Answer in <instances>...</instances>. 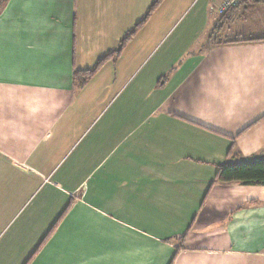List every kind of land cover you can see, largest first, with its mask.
Segmentation results:
<instances>
[{
	"label": "crops",
	"instance_id": "1",
	"mask_svg": "<svg viewBox=\"0 0 264 264\" xmlns=\"http://www.w3.org/2000/svg\"><path fill=\"white\" fill-rule=\"evenodd\" d=\"M154 1L0 12V264H264V184L216 180L264 160V35L223 37L245 6L163 0L75 83Z\"/></svg>",
	"mask_w": 264,
	"mask_h": 264
},
{
	"label": "trees",
	"instance_id": "2",
	"mask_svg": "<svg viewBox=\"0 0 264 264\" xmlns=\"http://www.w3.org/2000/svg\"><path fill=\"white\" fill-rule=\"evenodd\" d=\"M8 0H0V12L4 8L6 2ZM163 0H155L153 4L150 6L149 11L147 15L140 21L135 28L127 34L121 41L120 46L113 51L112 53L108 54L107 56L103 57L100 59L94 67L86 70H76L74 73V80L76 85L79 87H83L89 79H91L95 73L98 71V69L101 67L102 63L109 58V56H118L129 38L136 32V30L140 27V25L145 22V20L148 18V16L151 14V12L162 2ZM263 3L264 0H241V2L236 5V8L241 5L245 6L246 9L252 10L256 8L259 4ZM230 8V9H232ZM217 28V27H216ZM212 30L210 38H213L217 33H215ZM215 39V38H214ZM257 39H262L264 40V37L262 38H257ZM234 41H238L237 39ZM216 180L220 182H243V183H254V184H264V160H253L250 162H242V163H236V164H222L218 167V171L216 174ZM65 211L63 212L62 215H64ZM190 228L186 230L183 234L178 236V239L180 240V244L178 247H182L183 243L185 241V238L188 234Z\"/></svg>",
	"mask_w": 264,
	"mask_h": 264
},
{
	"label": "rangeland",
	"instance_id": "3",
	"mask_svg": "<svg viewBox=\"0 0 264 264\" xmlns=\"http://www.w3.org/2000/svg\"><path fill=\"white\" fill-rule=\"evenodd\" d=\"M191 1V0H190ZM190 4L189 0H167L163 6L164 12L171 10L179 14L184 11ZM237 14V17L232 18ZM173 15H171V18ZM234 21V29L223 34L225 38H249L264 35V4H259L258 8L252 10H244L241 8L237 12L231 14ZM210 43H213L209 41ZM209 44V43H207Z\"/></svg>",
	"mask_w": 264,
	"mask_h": 264
},
{
	"label": "built area",
	"instance_id": "4",
	"mask_svg": "<svg viewBox=\"0 0 264 264\" xmlns=\"http://www.w3.org/2000/svg\"><path fill=\"white\" fill-rule=\"evenodd\" d=\"M241 2V0H224L223 5H222V11L228 10L232 7H235Z\"/></svg>",
	"mask_w": 264,
	"mask_h": 264
}]
</instances>
